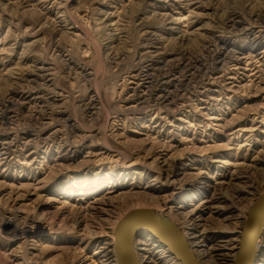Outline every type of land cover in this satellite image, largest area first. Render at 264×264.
Masks as SVG:
<instances>
[{"label":"rangeland","instance_id":"obj_1","mask_svg":"<svg viewBox=\"0 0 264 264\" xmlns=\"http://www.w3.org/2000/svg\"><path fill=\"white\" fill-rule=\"evenodd\" d=\"M263 194L264 0H0V264H119L137 209L234 264Z\"/></svg>","mask_w":264,"mask_h":264},{"label":"water","instance_id":"obj_2","mask_svg":"<svg viewBox=\"0 0 264 264\" xmlns=\"http://www.w3.org/2000/svg\"><path fill=\"white\" fill-rule=\"evenodd\" d=\"M150 211L137 209L129 212L115 229V249L119 264H139L133 249L137 232L144 230L156 236L167 247L169 253L181 264H201L189 248L184 235L169 220L167 225L157 224L149 214ZM166 220V218H164ZM264 222V194L251 208L244 229L241 251L234 264H251L252 248H247L248 238H254ZM249 244V243H248Z\"/></svg>","mask_w":264,"mask_h":264},{"label":"bare ground","instance_id":"obj_3","mask_svg":"<svg viewBox=\"0 0 264 264\" xmlns=\"http://www.w3.org/2000/svg\"><path fill=\"white\" fill-rule=\"evenodd\" d=\"M258 201V200H257ZM256 201V202H257ZM255 202V203H256ZM254 206V205H253ZM252 206V207H253ZM251 207V208H252ZM251 210V209H250ZM250 212V211H249ZM149 214H150V216L152 217V219H153V221L155 222V223H157V224H161V225H167V223L169 222V221H165V219L163 218V215L161 214V212H157V213H152V212H149ZM249 214V213H248ZM127 215H125L120 221H119V223L121 222V221H123L124 219H125V217H126ZM167 220V219H166ZM246 222H247V220L245 221V224H244V227H243V235H242V241H241V245H240V250H239V252L241 251V248H242V245H243V238H244V229H245V225H246ZM118 223V224H119ZM118 224H117V226H118ZM18 231V230H17ZM14 232H16V230L14 231ZM23 232V231H22ZM27 232V231H26ZM138 233H140L139 235V237H140V239H138L137 240V242H135V244L136 245H141L142 243H146L147 241H149V240H151V241H153L154 242V244L155 245H158V244H156L157 242H159V244H161V245H163L161 242H160V240L156 237V236H153V235H151V234H147L144 230H140V231H138L137 232V234ZM17 234V233H16ZM20 234V233H19ZM25 234V233H24ZM188 235H189V233H188ZM136 237H137V235H136ZM188 237V236H187ZM187 237H185V240H186V242H187V244H188V246H189V248L192 250V245H191V243H189V241H188V238ZM263 237H264V222H263V224H262V226L260 227V229H259V231H258V233H257V236H255L254 238H252V240H251V238H248V240H247V248L249 249V248H252V255H253V259H252V262H251V264H255V256L257 255V253H259V251L261 250V246H262V240H263ZM136 239V238H135ZM135 241V240H134ZM249 243V244H248ZM164 246V248L163 247H160V246H157V247H159L163 252H165L166 250V246L165 245H163ZM133 247H134V244H133ZM134 249V248H133ZM168 250V249H167ZM168 252H169V250H168ZM193 252V251H192ZM201 253V252H200ZM193 254L195 255V257L198 259V257H199V253H194L193 252ZM239 254V253H238ZM171 255V254H170ZM213 261V260H212ZM200 262V261H199ZM210 264H214L213 262H210Z\"/></svg>","mask_w":264,"mask_h":264}]
</instances>
